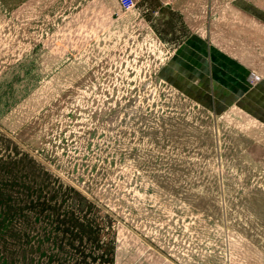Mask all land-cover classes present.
Here are the masks:
<instances>
[{
  "label": "rangeland",
  "instance_id": "374dc122",
  "mask_svg": "<svg viewBox=\"0 0 264 264\" xmlns=\"http://www.w3.org/2000/svg\"><path fill=\"white\" fill-rule=\"evenodd\" d=\"M99 1L0 0V264H264V125L161 76L172 22Z\"/></svg>",
  "mask_w": 264,
  "mask_h": 264
},
{
  "label": "crops",
  "instance_id": "0c3cea01",
  "mask_svg": "<svg viewBox=\"0 0 264 264\" xmlns=\"http://www.w3.org/2000/svg\"><path fill=\"white\" fill-rule=\"evenodd\" d=\"M227 2L233 9L230 14L224 8ZM260 2L137 0L133 16L152 37L163 35V22L174 24L169 33L175 32L174 36L181 40L172 48L160 72L172 86L209 110L223 113L236 106L264 125V66L251 56L255 44H259L255 48L264 51V32L251 28L237 33L231 28L240 38H236V46L228 48L231 45L226 41L212 38L215 30L211 29V24L224 23L226 16L241 23L237 18L244 12L252 25L264 30V3ZM89 5L99 7L100 1L89 0ZM125 29L130 31L129 27Z\"/></svg>",
  "mask_w": 264,
  "mask_h": 264
},
{
  "label": "built area",
  "instance_id": "2783aa9c",
  "mask_svg": "<svg viewBox=\"0 0 264 264\" xmlns=\"http://www.w3.org/2000/svg\"><path fill=\"white\" fill-rule=\"evenodd\" d=\"M120 8L123 11H134L137 7V1L136 0H117Z\"/></svg>",
  "mask_w": 264,
  "mask_h": 264
}]
</instances>
